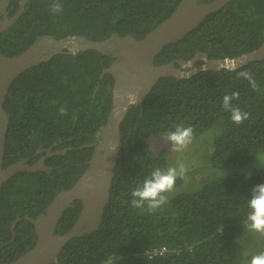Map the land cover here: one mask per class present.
Wrapping results in <instances>:
<instances>
[{"label": "trees", "instance_id": "obj_1", "mask_svg": "<svg viewBox=\"0 0 264 264\" xmlns=\"http://www.w3.org/2000/svg\"><path fill=\"white\" fill-rule=\"evenodd\" d=\"M22 0H11L14 14ZM181 0H60L63 9L53 13V0H27L17 21L0 34V49L14 56L40 36L83 35L104 40L112 34L137 39L165 20ZM207 2L210 0H199ZM264 41V0H231L212 12L183 39L166 46L155 64L176 58L191 59L197 52L211 58L236 57L257 49ZM116 60L93 49L76 54L59 53L19 74L12 82L3 108L10 115L3 166L43 153L66 149L45 159L52 168L20 171L0 189V264L16 260L37 240L29 220L44 214L56 194L71 188L88 167L112 107L111 74L102 75ZM203 61H197L196 65ZM178 65V64H177ZM243 70L259 86L253 90ZM239 92L233 106L250 114L237 126L222 107L223 96ZM66 107L64 115L59 113ZM192 127L193 138L215 130L210 162L214 169L230 168L228 177L205 178L197 190L168 198L155 212L131 207V189L142 184L152 170L167 169L165 148L151 149L150 139ZM121 147L100 228L88 236L73 237L50 264H244L243 244L249 232L243 226L252 189L264 183V167L253 166L264 153V59L234 70H201L188 78H159L142 104L132 105L120 125ZM251 170L243 172L246 168ZM229 169V170H230ZM246 169V170H247ZM182 179L177 178L176 184ZM82 201L75 200L57 225L64 234L74 225ZM256 239L255 237H251ZM242 240V241H241ZM255 241V240H254ZM166 247L162 254L150 255ZM248 254V255H247Z\"/></svg>", "mask_w": 264, "mask_h": 264}, {"label": "water", "instance_id": "obj_2", "mask_svg": "<svg viewBox=\"0 0 264 264\" xmlns=\"http://www.w3.org/2000/svg\"><path fill=\"white\" fill-rule=\"evenodd\" d=\"M10 0H0V34L12 26L23 11L27 0H22L16 13L9 17L6 9ZM231 0H181L174 11L160 22L144 38L127 34H112L104 40H91L83 35H68L56 38L53 35L40 36L37 41L17 55L6 56L0 49V189L5 181L20 171H45L52 168L45 159L53 154H61L66 149L52 151V147L39 149L43 153L35 163L31 158H22L6 167L3 166L6 145V132L10 115L3 108L7 94L15 78L25 70L43 61L50 60L59 53L76 54L79 51L93 49L102 54L116 57L102 75L109 73L114 78L112 86V107L105 124L102 126L94 145V152L88 161V167L76 183L69 189L58 192L44 214L36 218L24 216L17 222L29 220L35 227L37 240L35 245L7 264H50L62 252L63 246L73 237L88 236L97 231L104 216L105 205L111 193L110 188L121 147L120 125L132 105L142 104L159 78L171 76L177 79L188 78L201 70H234L256 60L264 59V41L257 48L236 57L211 58L207 53L197 52L191 59L176 58L163 64H155V56L166 46L186 37L197 28L206 16L219 10ZM197 61H203L196 65ZM178 64V65H177ZM134 94L132 102L129 94ZM75 200L82 201V209L72 226L64 234H56V228L65 211Z\"/></svg>", "mask_w": 264, "mask_h": 264}, {"label": "clouds", "instance_id": "obj_3", "mask_svg": "<svg viewBox=\"0 0 264 264\" xmlns=\"http://www.w3.org/2000/svg\"><path fill=\"white\" fill-rule=\"evenodd\" d=\"M63 9L60 0H53L50 5V10L53 13H59ZM248 80L253 90L259 91V86L253 74L247 70L237 73V78ZM132 102H136L134 94H129ZM234 99H239V92H232L223 96L222 107L225 111L231 113V121L237 126L241 125L245 120L249 119L250 114L243 112L239 107L232 104ZM67 109L61 106L59 113L66 114ZM166 139L171 143L174 152H182L192 142L193 129L192 127H183L176 125L174 131H169L166 134ZM258 166L264 167V154H257ZM187 172V168L183 163L178 166H171L167 169L155 168L150 174L144 178L141 185L131 189L130 195L131 207L143 211L145 206L147 211L155 212L168 202L167 193H170L175 188L176 179L183 178ZM248 214L243 220V226L249 231L259 233L264 236V183L256 185L252 189V194L248 199ZM115 257H108L103 264H114ZM250 264H264V253L252 257Z\"/></svg>", "mask_w": 264, "mask_h": 264}, {"label": "rangeland", "instance_id": "obj_4", "mask_svg": "<svg viewBox=\"0 0 264 264\" xmlns=\"http://www.w3.org/2000/svg\"><path fill=\"white\" fill-rule=\"evenodd\" d=\"M215 134V130H210L207 133L196 136L192 139V142L185 148L182 152H174L172 150L171 143L166 139V135L154 136L150 139V146L153 150H158L161 148H165L168 151V167L178 166L179 163H183L187 172L182 179L181 184L175 183V188L172 192L167 193L168 198H171L175 195L192 192L199 188L201 180L205 178H218V177H228L234 173L230 168L223 169H214L211 167L210 162V153H211V143L213 135ZM264 154V153H260ZM259 161L256 159L252 163L253 166H258ZM230 169V170H229ZM244 168L243 172L251 171L249 169ZM179 178V177H178ZM255 237L256 239L250 240L251 237ZM245 235L243 237V244L245 247L246 253L248 251L253 250L251 255L252 257L255 255H259L260 253H264V236H261L259 233L249 234V239L245 240ZM255 240V241H254ZM242 241V240H241ZM248 255V254H247ZM251 257V259H252ZM247 261L244 264H250L251 262Z\"/></svg>", "mask_w": 264, "mask_h": 264}, {"label": "built area", "instance_id": "obj_5", "mask_svg": "<svg viewBox=\"0 0 264 264\" xmlns=\"http://www.w3.org/2000/svg\"><path fill=\"white\" fill-rule=\"evenodd\" d=\"M166 251V247L163 246V247H160V248H157V249H154V251L152 253H149L150 255H156V254H162L163 252Z\"/></svg>", "mask_w": 264, "mask_h": 264}, {"label": "flooded vegetation", "instance_id": "obj_6", "mask_svg": "<svg viewBox=\"0 0 264 264\" xmlns=\"http://www.w3.org/2000/svg\"><path fill=\"white\" fill-rule=\"evenodd\" d=\"M10 3H11V0L9 1V4H8V6H7V9H6V12H7V15H8L9 17H12L16 12H15L14 14H12V15L10 14V9H9V8H10ZM19 6H20V5H19ZM3 17H4V13H0V19H2ZM28 158H30V157H28Z\"/></svg>", "mask_w": 264, "mask_h": 264}]
</instances>
